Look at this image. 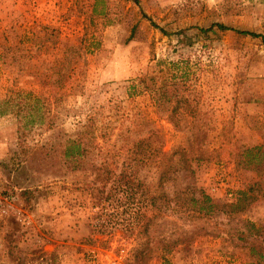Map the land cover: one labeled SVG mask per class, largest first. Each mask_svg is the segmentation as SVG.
I'll list each match as a JSON object with an SVG mask.
<instances>
[{"label":"rangeland","instance_id":"374dc122","mask_svg":"<svg viewBox=\"0 0 264 264\" xmlns=\"http://www.w3.org/2000/svg\"><path fill=\"white\" fill-rule=\"evenodd\" d=\"M137 1L0 0V264H245L247 244L261 240L245 228L264 224V44L195 27L218 22L264 36V0ZM59 70L66 85L40 83ZM145 73L165 78L171 100L188 101L160 107L152 93L128 96L130 80ZM24 92L61 96L44 119L54 128L27 124L26 154L17 128L35 112L17 108ZM77 120L110 123L112 134L96 137L100 149L69 172L52 146ZM119 131L147 136L166 153L185 149L169 156L173 171L159 186L152 160L139 168L162 210L145 232L97 231L90 190L73 185L89 181L95 161L122 145ZM258 145L259 169L242 165L237 153ZM248 186L255 199L226 212ZM200 192L222 209L206 216L191 209L186 197Z\"/></svg>","mask_w":264,"mask_h":264},{"label":"trees","instance_id":"16d2710c","mask_svg":"<svg viewBox=\"0 0 264 264\" xmlns=\"http://www.w3.org/2000/svg\"><path fill=\"white\" fill-rule=\"evenodd\" d=\"M131 1L138 4L137 0ZM140 13L153 27H157L144 12ZM212 27H215L219 31H232L239 35L259 38L264 44V36L260 33L234 28L218 22L211 23L206 28H195L199 32H206L212 29ZM39 32L38 29L31 32L30 37H28L31 44L37 45L39 43L38 38L42 37ZM177 33L178 35H182L184 31L182 29ZM55 74L57 75L54 79L40 78V83L43 86L50 85L57 88L66 85L67 78L62 76L61 70L55 72ZM167 88L165 78L161 77L158 82H155L145 73L137 77L135 81L130 80L125 92L130 97L139 93H152L156 97L152 96L153 101L157 102V105L160 107L169 101H173L177 108L178 104L188 101L184 96L175 95H171L173 99L171 100L170 97H167ZM70 89L72 90V86H70ZM176 89H180V87L176 85ZM24 94L17 108L35 112V116H31V114H29L30 116L24 115L25 121H22L17 128L20 130L18 136L19 147L26 154L27 148H25V145L22 146V143H24V136L26 135L24 129L27 128V124L34 121L43 125V129L45 130L54 128L56 125L54 126L49 120L51 117L48 116L46 123L44 119L49 114L50 103H54L56 106L61 104V96L55 94L41 96L30 92H24ZM111 134L112 126L110 123L97 126L93 120L86 122L77 120L73 132L58 142L59 144L52 146V149L56 151L54 153L57 155L59 167L69 172L78 170L83 164L82 161L85 156L90 154L95 148L100 149V146L95 142L96 137H100L103 139V142H106ZM117 135L121 137L122 145L116 147L113 144L110 154H103L99 160L95 161L92 168V177L89 181L74 182L73 185L85 186L86 189L90 190V207L92 205L93 207H97L92 217L93 222H91V225L97 231L110 232L113 229L119 228L122 232L128 233L135 230L145 232L150 221L161 216L162 210L161 208L159 209L160 205L155 203L157 197L148 194L147 186L151 185L145 181L144 177H141L139 168L148 160H152L159 169L157 179V185L159 186L163 180L169 178V173L173 171L171 163H168L169 156L182 154L185 149L176 148L170 153H166L152 146L147 136L129 139L121 131ZM260 148L258 145L238 152L237 157H241L242 160L240 162L242 165L253 164V166L256 165V169H259L257 165L260 161L258 160ZM49 153V151H46L45 155ZM120 156L122 157L121 160ZM91 186L98 187L92 189ZM250 190V186L237 190L233 201L227 205L229 210H226V212H237L245 209L255 199L254 196L248 193ZM186 201L191 209L203 216L222 209L218 208V205L203 192H200L197 197L192 195L187 196ZM245 231L254 234L255 237L261 238L257 244H247V261L245 264H264V224L246 222ZM246 242L248 243L247 240Z\"/></svg>","mask_w":264,"mask_h":264}]
</instances>
